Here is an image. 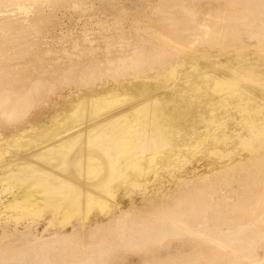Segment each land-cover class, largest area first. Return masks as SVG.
I'll use <instances>...</instances> for the list:
<instances>
[{
	"label": "bare ground",
	"instance_id": "6f19581e",
	"mask_svg": "<svg viewBox=\"0 0 264 264\" xmlns=\"http://www.w3.org/2000/svg\"><path fill=\"white\" fill-rule=\"evenodd\" d=\"M50 1L0 0V46L10 42V20L27 22ZM211 3L212 20L195 22L197 32L183 41L184 56L174 59L164 49L168 59L150 64L152 71L151 65H163L170 82L152 86L164 74L136 69L138 47H119L107 66L121 72L107 69L110 81L101 77L97 86L92 80L96 87L80 91L69 106L54 101L59 111L0 131V264H110L118 250L146 259L154 248H170V241L180 245L161 264H260L264 68L255 71L253 56L264 55V0ZM228 25L244 34L229 41L235 55L223 47ZM128 66L135 68L125 73ZM29 101L1 88L0 116L24 118ZM83 116V127L68 128ZM96 131L101 143L87 138ZM161 169L166 175L155 178ZM234 181L242 193L231 188ZM126 185L140 190L117 192Z\"/></svg>",
	"mask_w": 264,
	"mask_h": 264
},
{
	"label": "rangeland",
	"instance_id": "374dc122",
	"mask_svg": "<svg viewBox=\"0 0 264 264\" xmlns=\"http://www.w3.org/2000/svg\"><path fill=\"white\" fill-rule=\"evenodd\" d=\"M184 1L162 0L156 5L158 0H152L151 3L148 0H52L43 3L39 13L28 14L27 22H20L18 19L10 20L14 21L12 27L15 29L10 36H7L10 39L9 44L0 46V52L3 54V58L0 59V70L2 71L0 74V89L5 87L17 94L25 95L27 100H30V107L27 109L24 118L8 121L0 116V131L8 133L14 126L19 127L26 120H37L39 119L38 114L42 111L44 113L59 111L60 107L59 105L54 106V101L69 106V103L80 95V91L88 92L90 88H95V85H100L101 77L110 81V76H107V69L121 72L113 65L107 66L110 60L114 62L117 60L119 55L115 50L119 47H125L128 52L129 48L138 47L136 54H139L140 61H138L136 69L144 70L148 76L154 75V71L163 73L164 69H162L163 65L161 64H153L151 66L154 67V71L149 70L152 61H165V59H168L166 51L171 53L174 59H181L184 56L185 49L183 41L186 38L191 40L192 35L197 32L193 29L195 22L203 18L209 21L212 20L209 15L213 11L208 9L212 0ZM152 8H154L153 12ZM250 21L258 22L255 20ZM184 23H187V26ZM170 28L171 30H169ZM226 29L227 34L223 39V47L225 51L235 55L229 41L244 37L243 31L235 25H228ZM104 36L108 37L109 45L104 42ZM119 41H128V43L119 46V43L117 44ZM104 46L110 48L112 52L107 54ZM199 47V44L192 45L193 49ZM157 48L163 49L160 52L162 54L154 56L152 54L153 49ZM213 50L218 51V48L216 47ZM239 55L242 56L243 54L240 53ZM253 58L255 60L253 62L255 71L260 68L263 69V53L255 52ZM130 62L129 59L124 64L129 65ZM134 68L128 66L125 73L133 71ZM163 74L160 82L157 83L153 80L150 84L156 86L170 82L172 78L169 77V74L166 72ZM182 78L180 75H176L173 80L180 82ZM17 90L21 92L18 93ZM48 107L50 108L48 109ZM86 117L85 125L89 124L91 119V116L86 115ZM82 120H84V116L83 119L75 121L79 124L73 122L74 125L70 124L68 128L83 127L84 121ZM98 133L97 131L91 133L87 138L92 140L96 137L92 140L96 141L99 139L97 135L102 137L101 133ZM98 141L101 143V139ZM100 146L91 147L94 148L92 150L99 147L97 150L100 151ZM204 162H200V168ZM177 165H181V163H177ZM199 167L197 169L201 170ZM27 169H32L35 172ZM27 169V172L30 171L33 176L38 172L34 167H27ZM157 172L158 175L155 178L166 175L167 170L161 169ZM28 174L25 175L28 177ZM136 180L140 181L141 178ZM81 181L84 182V180ZM81 181L78 180L77 183L82 184ZM23 182V184L27 183ZM239 182L241 184L243 180ZM198 186L199 184L196 183L195 187ZM231 186V188H236L239 194L242 193L239 191L245 190L238 186L237 181H234ZM126 187H129V189ZM131 188L132 194L140 190L139 187L126 185L118 188L117 192H122L125 189L130 190ZM183 189L186 190V188ZM93 213H96V211H93ZM48 230L51 231L52 228H48ZM82 238V241L85 242L86 239L88 241V237ZM169 244L170 248L168 249L165 245L152 249L151 254L155 260L152 257H150L151 259H145L141 256V253L131 250H118L112 261L110 260V264H143L145 260V263L148 264L154 262L157 264L160 262L161 264L167 260L165 258L167 257L166 254H175V247L180 245L176 241H170ZM182 246L184 249H188L187 245L183 244ZM263 250V248L257 250L258 259L261 258L260 264H264Z\"/></svg>",
	"mask_w": 264,
	"mask_h": 264
}]
</instances>
